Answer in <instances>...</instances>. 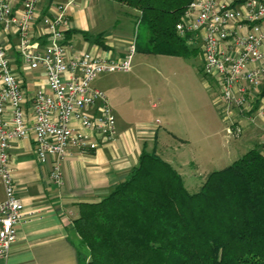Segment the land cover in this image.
Segmentation results:
<instances>
[{"label": "built area", "instance_id": "2783aa9c", "mask_svg": "<svg viewBox=\"0 0 264 264\" xmlns=\"http://www.w3.org/2000/svg\"><path fill=\"white\" fill-rule=\"evenodd\" d=\"M39 2L21 0L17 9L13 0H0V31L16 34L22 62L28 69L41 68L47 86L29 96L0 39V258L9 253L24 217L8 153L12 143L31 135L38 161L49 163L52 181L61 184V164L69 148L95 149L114 139L108 97L92 80L104 72L130 71L135 52L136 36L122 58L75 49L64 38L70 29L67 11L79 0H66L47 13ZM175 31L198 49L201 73L218 87L227 136L259 127L264 147V0H190ZM42 36L43 44L36 41Z\"/></svg>", "mask_w": 264, "mask_h": 264}, {"label": "trees", "instance_id": "16d2710c", "mask_svg": "<svg viewBox=\"0 0 264 264\" xmlns=\"http://www.w3.org/2000/svg\"><path fill=\"white\" fill-rule=\"evenodd\" d=\"M112 1L138 11L143 50H190L175 31L190 0ZM73 225L85 264H264V147L209 172L195 192L170 163L143 150L112 191L79 204Z\"/></svg>", "mask_w": 264, "mask_h": 264}, {"label": "crops", "instance_id": "0c3cea01", "mask_svg": "<svg viewBox=\"0 0 264 264\" xmlns=\"http://www.w3.org/2000/svg\"><path fill=\"white\" fill-rule=\"evenodd\" d=\"M13 2L14 7L20 9L21 0ZM64 2L66 0H40L38 6L47 13L49 9L53 11L55 5ZM115 3L112 0H79L67 11L70 29L65 33L64 41L71 43L77 50L112 52L114 56L122 58L128 43L113 38L105 22H114L112 27L116 30L117 26L116 32L120 34L128 24L135 22L139 13ZM106 7L112 8L113 11H109L111 14L107 13ZM122 21L124 27L121 26ZM36 26L35 32L40 24ZM76 36L81 39L75 41ZM0 39L27 94L31 96L38 88L46 90L42 69H28L22 62L16 47V34L0 31ZM37 40L41 44L46 42L44 36ZM105 94L110 98L108 93ZM110 106L115 117L114 139L101 142L95 149L69 148L68 156L61 164V184L52 181L50 164L38 161L31 135L12 143L8 153L16 194L24 204V217L17 227V236L9 253L0 258V264H81V248L87 256L88 251L80 244V236L73 225V220L78 216L79 204L98 201L112 191L135 168L143 150H153L159 155L156 148L158 141L162 140L163 145H166L171 140H184L188 133H182L180 129L191 123L192 127L195 116L192 109L179 107L177 111H169L163 107V112H158L153 120L136 119L126 114L122 107L112 103ZM254 128L262 136V129ZM86 133L90 131L86 130ZM238 137L230 138L236 140ZM95 138L90 137L91 140ZM258 144L254 143L248 149ZM0 192L1 201L4 198L1 182Z\"/></svg>", "mask_w": 264, "mask_h": 264}, {"label": "rangeland", "instance_id": "374dc122", "mask_svg": "<svg viewBox=\"0 0 264 264\" xmlns=\"http://www.w3.org/2000/svg\"><path fill=\"white\" fill-rule=\"evenodd\" d=\"M106 11L111 14L109 11L113 10L106 7ZM137 19L120 34L116 32L117 26L113 29L114 22H105L108 31L119 42L129 43L136 36V50L131 57L130 71L100 73L92 84L110 95V98L107 96L109 104L122 107L126 114L136 119L153 120L164 108L195 111L192 127L191 123L180 129L182 133H188L184 140H171L166 145L160 140L156 144L160 157L177 168L187 190L195 192L209 172L229 165L250 145L261 143V136L252 126L248 130L245 128L236 140L227 136L217 102L219 90L216 85L210 86L201 73L198 49L191 50L189 46L190 50L181 55L149 53L143 50L144 29L138 28ZM121 26L124 27L123 21ZM80 39V36L75 37V41ZM109 54L116 58L112 52ZM241 123L249 125L243 120ZM81 251L80 260L85 264L88 256L84 249Z\"/></svg>", "mask_w": 264, "mask_h": 264}]
</instances>
